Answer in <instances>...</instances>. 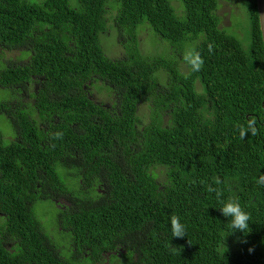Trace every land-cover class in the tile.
I'll list each match as a JSON object with an SVG mask.
<instances>
[{"label": "trees", "instance_id": "1", "mask_svg": "<svg viewBox=\"0 0 264 264\" xmlns=\"http://www.w3.org/2000/svg\"><path fill=\"white\" fill-rule=\"evenodd\" d=\"M232 1L244 11L226 29L219 0H0V89L18 97L0 115L20 125L0 133V264H264V47L256 0ZM106 85L112 107L90 97ZM233 197L247 234L219 209ZM38 200L56 209L50 229Z\"/></svg>", "mask_w": 264, "mask_h": 264}, {"label": "rangeland", "instance_id": "2", "mask_svg": "<svg viewBox=\"0 0 264 264\" xmlns=\"http://www.w3.org/2000/svg\"><path fill=\"white\" fill-rule=\"evenodd\" d=\"M220 6L217 9V13L220 16V25L222 27H225L226 29L231 28L232 25V15L240 14L244 11V9L240 10L239 4L233 3L232 0H219ZM234 19V17H233ZM234 28H242L243 24L241 23L240 19L236 18L233 23ZM230 32H233L230 31ZM238 33L237 31H235ZM109 34L112 36L114 34L113 30L106 34L105 40L106 42L113 43L114 41L112 39H109L107 36ZM107 37V38H106ZM137 39L139 41L140 46L142 47V50L144 53L152 54L154 50L157 52V43L154 40V37L152 33H150L147 29H141L138 32ZM117 40V39H116ZM107 52V51H106ZM109 57L116 58V57H122L124 54L123 48L121 45L116 42L115 47L112 51L105 53ZM106 83H109L106 81ZM112 84V83H109ZM13 99V93L9 92L8 90L0 89V101H8ZM24 102H28L27 99L23 98ZM149 104V103H148ZM149 108L146 103H141L138 107L137 114L141 117L144 123H147L150 121L151 113H149ZM0 133L4 140H11L13 136H15V126L10 121V119L5 116V114L0 115ZM152 172L156 173L158 178L162 180L164 178V174L166 173V168L163 166H158L151 169ZM33 212L36 215V217L42 222L43 225L47 229H50L53 227V221L54 216L56 214V209L53 206L52 202L50 200H38L33 205ZM55 223V222H54ZM48 235L54 237L57 240H60V234L57 233L56 230H53L51 232H48Z\"/></svg>", "mask_w": 264, "mask_h": 264}, {"label": "clouds", "instance_id": "3", "mask_svg": "<svg viewBox=\"0 0 264 264\" xmlns=\"http://www.w3.org/2000/svg\"><path fill=\"white\" fill-rule=\"evenodd\" d=\"M190 63L192 64L194 70H198L201 67L202 60L199 58L198 53H192L188 57ZM137 105L136 112L139 105ZM138 115V114H137ZM208 191L217 192L219 197L220 193L218 189L214 187H209ZM221 206L219 207L223 216L231 218L230 220V232L239 231L242 234H247L250 231V222L252 221L251 214L241 205L239 199L233 197L226 200L220 201ZM171 231L172 237H184L186 236V228L183 223H181L178 217H174L171 220Z\"/></svg>", "mask_w": 264, "mask_h": 264}, {"label": "flooded vegetation", "instance_id": "4", "mask_svg": "<svg viewBox=\"0 0 264 264\" xmlns=\"http://www.w3.org/2000/svg\"><path fill=\"white\" fill-rule=\"evenodd\" d=\"M5 53V52H4ZM11 54V52L6 51V56L4 57V55L0 56V61H7V58L9 57V55ZM100 83V81H99ZM38 85V80L37 78H35L33 81L27 83V86L25 88H21V90H26L25 92H20L17 93V95H22V102H24L23 98L27 99L28 102H24V103H33L34 99H33V91L35 90L36 86ZM90 97H92L94 100L96 101H100L102 102L104 105L108 106V107H112L113 104H117L118 102H120V96L118 94V92L114 89H112L111 87L106 85V88L102 89L101 91H97V90H91L90 91ZM16 98H18L17 96L14 99H11L10 101L12 103H16ZM73 99V98H72ZM73 112L75 111L74 109L72 110ZM6 116V114H5ZM13 125L15 126V131L16 129H18L20 127L19 123H13ZM78 124L74 121L72 127L74 128L75 126H77ZM75 129V128H74ZM14 138V137H12ZM11 138V139H12ZM56 207L61 206H65V203H68V201H65L64 199H55ZM60 203V205H59ZM0 214H3L0 212Z\"/></svg>", "mask_w": 264, "mask_h": 264}, {"label": "water", "instance_id": "5", "mask_svg": "<svg viewBox=\"0 0 264 264\" xmlns=\"http://www.w3.org/2000/svg\"><path fill=\"white\" fill-rule=\"evenodd\" d=\"M256 8L258 12L259 27L264 47V0H256Z\"/></svg>", "mask_w": 264, "mask_h": 264}]
</instances>
